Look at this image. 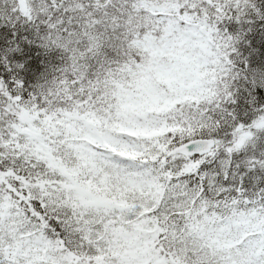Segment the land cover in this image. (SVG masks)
I'll return each mask as SVG.
<instances>
[{
    "label": "snow or ice",
    "instance_id": "snow-or-ice-1",
    "mask_svg": "<svg viewBox=\"0 0 264 264\" xmlns=\"http://www.w3.org/2000/svg\"><path fill=\"white\" fill-rule=\"evenodd\" d=\"M0 264H264V0H0Z\"/></svg>",
    "mask_w": 264,
    "mask_h": 264
}]
</instances>
